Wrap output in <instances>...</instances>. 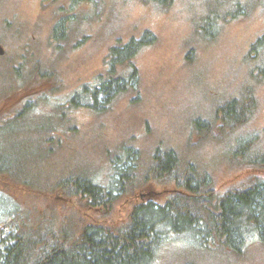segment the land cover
<instances>
[{"label":"rangeland","instance_id":"obj_1","mask_svg":"<svg viewBox=\"0 0 264 264\" xmlns=\"http://www.w3.org/2000/svg\"><path fill=\"white\" fill-rule=\"evenodd\" d=\"M67 1L0 0V68L20 62L28 67L38 63L49 68L52 75L49 78L47 72L43 76L47 80L42 77L40 87L49 103L41 99L15 120L6 116L5 146L22 147L23 153L30 149L36 154L44 150L42 138L50 150L44 159L29 164V172L39 183H0L7 192V196L0 194V210L9 211L6 215L17 211L16 219L27 223L28 216L37 217L43 224L55 216L75 227L96 222L119 228L139 202L151 199L165 203L175 187L159 179H151L134 193L126 188L112 202L94 209L88 207L87 196L68 195L58 187L70 175L92 177L97 184L109 185L111 157L117 149L123 152L124 143L137 147L144 157L154 153L157 146L175 150L182 161L187 159L211 177L218 194L240 186L252 174L264 177V170L253 172L244 165L240 168L229 157L237 146L236 135L215 140L222 131L217 105L241 100L243 88L251 85L255 105L240 135L242 139L248 135L254 138L252 150H264V76L261 78L263 74L255 68L264 55L245 58L250 43L264 33V17L258 7L247 16L222 23L216 35L197 36L193 23L204 7L196 0H174L166 9L139 0H80L74 13L86 14L93 9L99 15L94 24L79 25L80 39L85 35L88 38L78 41L77 47L70 42L62 44L66 50L59 54L50 33L57 18L54 11L58 6L59 10L65 8ZM144 29L154 33L155 41L134 59L139 82L131 96L115 98L102 113L67 103L76 89L102 71L108 43L117 37H139ZM8 90V97L0 100L1 113L7 110V101L16 100L20 93L30 94L27 87L10 86ZM196 119L212 122L215 136L192 133ZM17 151L16 156L21 148ZM143 164L135 167L137 177L147 171ZM21 165L24 161L18 162ZM169 236L153 264H264V255L254 245L247 258L228 261L222 253L201 247L190 233Z\"/></svg>","mask_w":264,"mask_h":264},{"label":"trees","instance_id":"obj_2","mask_svg":"<svg viewBox=\"0 0 264 264\" xmlns=\"http://www.w3.org/2000/svg\"><path fill=\"white\" fill-rule=\"evenodd\" d=\"M42 1L55 3L59 0ZM79 1L69 0L65 8L59 10L58 6V10L54 11L57 18L52 25L50 39L59 54L64 53L62 44L68 45L70 42L72 47H77L78 41L88 38L85 35L80 39L78 31L82 33V29L79 25L81 22L92 25L99 15H95L93 9L90 10L91 14L74 13ZM139 1L165 9L174 2ZM196 1L204 7L203 14L193 23L197 36L216 35L222 23L247 16L254 7H258L264 17V0ZM139 35L126 39L117 37L114 42L108 43L102 71L92 75L89 81L76 89L67 103L102 113L109 109L115 98L131 96L139 82L134 59L144 47L155 41V35L150 30L144 29ZM256 54L258 57L264 55V33L250 43L245 58ZM255 68L263 74L262 78L264 56ZM2 72L5 77L0 78V100L8 97L10 86L27 87L30 94L20 93L16 100L6 102L7 110L0 112V183L8 186L5 182L8 180L16 181L19 186L25 183L34 185L39 180L29 172V164L44 159L50 148H45L42 138L44 150L36 154L30 149L23 153L22 147L5 146L4 128L9 122L6 116L15 120L41 99L50 102L40 90L42 77L49 72V68L38 63L28 67L20 62L13 67L0 68L3 75ZM252 88L251 85L243 88L245 91L242 90L241 100L217 105L216 116L222 131L215 140L223 141L236 135L237 146L229 157L240 164V168L244 165L258 172L264 170V150H252L254 138L248 135L242 139L240 135V129L246 127L252 117L255 105ZM191 126L192 133L215 136L214 126L208 120L196 119ZM122 146L123 152L117 149L111 157L109 185L97 184L92 177L70 175L63 178L58 187L68 195L87 196L88 207L94 209L112 202L127 189L134 193L145 183L159 179L164 183L171 182L175 187L169 192L165 203L151 199L139 202L119 228L103 227L96 222L75 227L55 216L44 224L37 217L28 216L30 221L27 223L23 219H16L17 211L8 215L9 211L0 210V264H153L160 248L170 240L172 233H190L201 247L222 253L228 261L247 258L253 245L257 246L259 254L264 255V177L252 174L251 179L240 186L229 187L218 194L211 177L204 170L199 171L187 159L182 161L175 150L157 146L154 153L152 151L148 157H144L137 147L126 143ZM20 148L21 154L16 156ZM19 161H24V165L18 166ZM141 162L147 171L143 173L144 176L137 177L135 167ZM6 193L0 188V194L7 196Z\"/></svg>","mask_w":264,"mask_h":264},{"label":"water","instance_id":"obj_3","mask_svg":"<svg viewBox=\"0 0 264 264\" xmlns=\"http://www.w3.org/2000/svg\"><path fill=\"white\" fill-rule=\"evenodd\" d=\"M3 53V50H2V48L0 47V54H2Z\"/></svg>","mask_w":264,"mask_h":264}]
</instances>
